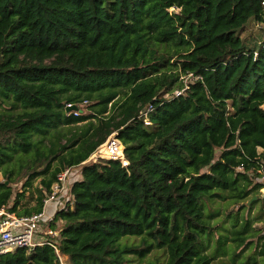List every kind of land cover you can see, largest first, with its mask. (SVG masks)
I'll return each instance as SVG.
<instances>
[{
  "label": "trees",
  "instance_id": "obj_1",
  "mask_svg": "<svg viewBox=\"0 0 264 264\" xmlns=\"http://www.w3.org/2000/svg\"><path fill=\"white\" fill-rule=\"evenodd\" d=\"M250 20L264 22V0H0V207L39 213L61 170L81 173L50 243L0 264L153 251L148 264H264L250 215L264 193L246 204L264 188V35L238 34ZM84 101L87 114L66 110ZM113 132L127 164L84 162ZM225 200L245 209L228 235L211 223Z\"/></svg>",
  "mask_w": 264,
  "mask_h": 264
},
{
  "label": "built area",
  "instance_id": "obj_2",
  "mask_svg": "<svg viewBox=\"0 0 264 264\" xmlns=\"http://www.w3.org/2000/svg\"><path fill=\"white\" fill-rule=\"evenodd\" d=\"M174 93L176 94L178 91L175 90ZM66 108L69 113L79 114L78 106L75 104H67ZM99 158L120 160L122 165L127 164L124 157V146L116 133L109 134L87 160L94 161ZM259 172L261 180L264 181V172L262 170ZM73 174L74 171L70 167L57 174L55 182L50 187V193L44 199V205L51 200H57L60 207L66 209V193L70 188V181L73 180L71 179ZM71 203L72 201L69 202V204ZM45 217L44 207L41 212L31 215H17L10 211L8 206L0 207V255L12 252L17 248L32 250L36 246L50 243L46 235L55 236L57 233L49 226L48 222L51 218L46 219Z\"/></svg>",
  "mask_w": 264,
  "mask_h": 264
},
{
  "label": "rangeland",
  "instance_id": "obj_3",
  "mask_svg": "<svg viewBox=\"0 0 264 264\" xmlns=\"http://www.w3.org/2000/svg\"><path fill=\"white\" fill-rule=\"evenodd\" d=\"M238 34L246 42V44H251L254 41H256L260 36L264 35V22L250 20V21H248V23H246L243 26L242 29H240L238 31ZM175 57L176 56H173L171 58L170 62H172V61L174 62ZM175 70L178 72V66L173 64L170 67V70L167 69V73H170V72L173 73ZM189 77H190V75L189 76H180L179 79L180 80L184 79V80L187 81V79ZM88 104H91V103L84 101V102H82V104H76L78 106V109H79V114H87L90 111V109L88 107ZM4 107L5 106L3 105V108ZM145 123H147V122H145ZM82 124L83 123H78L77 125H82ZM71 128H74V127H71ZM72 130L74 131V129H72ZM80 178H81V173H80L79 169H76L74 174H73V177H71V179L75 180V179H80ZM0 180H3V174L1 172H0ZM22 182H23V180H20L17 183L13 184L14 192H21V190H22L21 189ZM70 182H72V181H70ZM36 186H38V179H35L33 181L32 187L36 188ZM32 190H34V189H32ZM23 191H24V199H23V201H30L31 205L34 204V200H32L30 198V192L29 191H25V190H23ZM263 193H264V188L260 190V194L259 193L258 194H254L253 197H255V199H256L258 196L259 197L262 196ZM36 196H37V194L34 192L33 197L36 198ZM23 201H21V202H23ZM224 203H225V206L220 209L219 215L215 216L212 219L211 223L214 224L217 221L216 225H217V227H219V225H220V227H219V229H217L216 232L217 233H221L223 235H228L226 233L225 229H227V227H229L231 222H234L235 220H239V218H241L242 215L245 214V209L239 210L238 209V205L236 203L227 204L226 200L224 201ZM260 204L261 203L258 204L259 208H258L257 205H254V207L250 211V215H252V216L253 215H258L259 216L260 215L262 217L261 221H256L255 223H253V225L256 226L257 228L264 229V211H262V214L260 213ZM214 206L215 205L212 204V207H214ZM58 209H61V208H60V204L58 203L57 200H51L50 202L45 203V205H44V212H46V214H45L46 217L45 218L46 219H49V218L52 219V217L55 216L56 211ZM232 215H234L233 218L230 217ZM56 227H57V225H56ZM230 228L231 227H229V229ZM56 237H54V238H56ZM163 256H164V254L153 251L151 253H148L147 256L142 261H139L138 257H136L135 260L130 262L129 264H148L150 262H156V257H158L159 260H163ZM59 258H60L61 263L65 264L66 257L62 256V255H59Z\"/></svg>",
  "mask_w": 264,
  "mask_h": 264
},
{
  "label": "water",
  "instance_id": "obj_4",
  "mask_svg": "<svg viewBox=\"0 0 264 264\" xmlns=\"http://www.w3.org/2000/svg\"><path fill=\"white\" fill-rule=\"evenodd\" d=\"M66 110H68V109L66 108ZM254 199H255V197H252L250 200L247 201L246 204L249 205V203H250L252 200H254Z\"/></svg>",
  "mask_w": 264,
  "mask_h": 264
},
{
  "label": "crops",
  "instance_id": "obj_5",
  "mask_svg": "<svg viewBox=\"0 0 264 264\" xmlns=\"http://www.w3.org/2000/svg\"><path fill=\"white\" fill-rule=\"evenodd\" d=\"M45 214H46V212H45ZM56 223L58 224V223H59V221H57Z\"/></svg>",
  "mask_w": 264,
  "mask_h": 264
}]
</instances>
